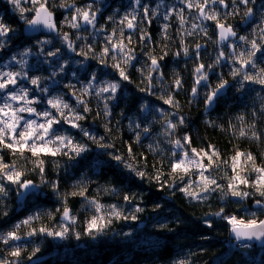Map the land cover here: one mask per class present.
I'll return each mask as SVG.
<instances>
[{"label": "trees", "instance_id": "16d2710c", "mask_svg": "<svg viewBox=\"0 0 264 264\" xmlns=\"http://www.w3.org/2000/svg\"><path fill=\"white\" fill-rule=\"evenodd\" d=\"M54 1L51 10L55 14L60 34L55 36L39 34L24 37L21 32L24 21L20 22L8 8L0 5L3 22L15 29L14 33L9 34L11 39L6 38L0 54L5 57L12 51L20 52L24 48H32L31 41L42 36L51 38L52 48H56L54 51L59 50L61 56L65 57L71 49L67 42L60 39L67 33L75 48V51H71L76 63L83 64L85 70L96 77L120 83L116 99L108 101L110 116L104 114V101L91 94L83 96L91 111L83 113L86 118L79 122L98 140L103 137L100 143L111 147L101 148L96 142L83 136L78 129L69 128V134L79 143L87 145L88 151L74 160L65 156L43 157L44 183L39 170H32V163L14 157L7 149L0 152L5 162L11 163L15 160L18 167L25 170L22 179L31 180L35 185L27 191L16 185H9L7 197L0 199V234H6L13 230L14 225L37 213L39 219L32 221L31 228L45 227L52 231H59L62 225H69L68 221L62 220L64 207L70 208L71 215L75 217V223L70 224L64 238L40 233L27 237L25 234L31 228L21 226L17 230L21 240L10 241L7 245L0 242V259L17 261L18 264H27L35 257L45 258L36 264H264V248L255 245L251 248L245 246L240 250L233 246L227 247L226 243L231 239V225L227 220L214 215L223 208L222 215H236L247 220L251 218L249 213L255 212L256 218L261 220L264 217V212H258L257 207L253 206L255 200L261 199L259 195L250 196L243 201L230 193L224 195L228 180L233 175L230 168L231 157L237 150L250 152L255 157V164L264 166V86L244 82L241 88L238 82L240 77L233 78L232 69L239 65L233 64L227 58L231 55L226 46L217 47L215 22L197 19L198 13L194 9L189 11L185 8L183 14L186 23L181 29L176 15H172L168 21L163 19V14L169 9L178 12L185 7L181 0H141L142 4L147 3L153 9L157 5L161 6L158 9L159 14L151 18V23L143 19L142 9H137V20L134 21L138 25L137 29L133 32L124 29V43L134 50L136 60L126 67L129 80L121 81L118 72L111 67L114 63L111 56L114 53L110 52L105 57L107 64L100 62V56L103 48L107 46L106 37L112 35L114 29L116 35L113 40L120 39V28L123 26L119 21L126 13L133 12L134 0H110L105 5L88 0ZM227 2L230 4L229 9H218L221 13L220 22L230 24L238 31L237 40L239 36H247L249 40L256 39L260 43V33L253 29L264 19V11L261 10L264 0H257L254 5H249L254 8L256 15L246 27L240 25L245 6H240L238 15L227 16L225 19V12L232 10L230 0ZM62 3L74 4L76 7L92 4L93 10L97 11L96 28L91 29L89 25L77 30L70 28L67 23L60 25L62 19H71L74 14V9L60 11L61 9L55 8ZM27 16L30 17L31 13ZM109 16L114 19L109 21ZM165 23L170 25L166 38L162 34ZM193 23L203 25L207 29V35L199 29L188 35L187 32L192 31ZM101 28L103 31H100ZM142 33L150 35L151 40H142ZM129 35L132 39L130 44L127 40ZM182 41L183 46L188 48L187 57L182 52ZM197 44L202 45L198 59L194 58ZM235 45L236 52L247 51L250 47L239 40ZM220 51L225 52L226 61L216 64ZM165 52L167 55L160 61L163 80L158 73H152V94L141 91L148 86L146 78L149 74V56L159 59ZM177 52H181V55L176 56ZM80 53H86L87 58ZM116 55L119 60V55ZM263 55L264 52L257 53V69L249 67L246 71L255 72L264 68ZM198 64H204L205 70L210 73V87L209 84L208 87L203 84L198 86L197 95L193 96L194 69ZM208 65H213L211 70H208ZM40 69L41 67L38 68ZM177 77L182 81L183 86L180 89H176L173 84ZM221 80L231 82V86L209 109L205 105L206 94ZM61 88L66 92L65 99L69 104L82 112V106L76 104V97L82 96L81 91L74 87L72 90L69 87ZM68 93L76 95L72 98ZM169 94L178 102V108L165 104L160 99H166ZM142 104H147L152 109L147 116L141 111ZM157 109H162L166 115L156 111ZM240 116H243V121L237 119ZM181 117L184 123L178 125L174 136H165V121L171 119L176 123ZM130 121L139 123L141 128L133 130L129 127ZM251 124L255 128L246 127L248 136L241 137L239 129ZM145 126L150 129L147 134L141 131ZM252 131L260 139L252 138ZM136 132H140L139 143L135 140ZM185 135L191 137V147L197 151L208 150L209 145L217 150L219 155L214 156L213 160L219 167L212 168L211 175L223 186V191L218 189L203 194L207 196L206 199H193L180 190L190 180L199 179L195 169L188 175L172 174L171 171L170 164L176 157L171 154L173 148L169 140ZM150 144L157 150L150 151ZM129 146L132 148L131 155L128 152ZM112 155L121 156L124 163L113 160ZM25 157L31 158V153L25 152ZM204 163H208L206 159ZM125 164H131L138 171L144 172V177L137 176ZM157 176L159 180L156 179ZM53 183L58 185L55 191ZM241 189L252 191L243 185ZM81 190H85V196L89 199H95L104 205L105 213L110 210L108 206L115 205L122 216L111 218V223L102 233L94 232L90 235L86 229L90 218L96 215L95 209L89 206L84 197L71 195ZM190 191L201 192V189L193 184ZM126 195L131 198L130 201L124 200ZM136 208L142 211H136ZM5 211L7 216L3 214ZM133 215L136 216L135 220L131 218ZM15 247L21 249L19 257L10 255ZM37 248L39 251L32 255Z\"/></svg>", "mask_w": 264, "mask_h": 264}, {"label": "snow or ice", "instance_id": "6c2138e0", "mask_svg": "<svg viewBox=\"0 0 264 264\" xmlns=\"http://www.w3.org/2000/svg\"><path fill=\"white\" fill-rule=\"evenodd\" d=\"M184 4V8H181L178 12L175 9H169L166 13L163 14V19L168 21L172 15H176L179 20V24L181 29L186 23V18L184 16L185 8L189 11L195 10L198 15L197 19H201L204 21H214L215 26L219 33L220 41H227L230 37H237L236 31L233 29V26L226 23L220 22V11L219 8L229 9L230 4L227 0H181ZM257 0H230L231 3V11L225 12V19L227 16H235L240 12V6H245V11L243 12L244 17L247 20H253L256 15L254 8L249 6L250 4L254 5ZM8 3L13 5L15 9H18L20 12V18L24 21L26 25L29 26L30 30L39 31L41 28L49 31V32H57L58 29L57 24L54 19V13L51 10L52 0H23V3L31 5L30 7H22V0H8ZM135 8L133 12L126 13L119 21V24L123 27L120 28V39L118 41H114L113 37L116 35V30L114 29L112 35L106 37L107 46H105L102 50L100 56V62L103 64H107L105 57L109 55L110 52L114 53L111 56V59L114 63L111 65L113 69H115L121 81L129 80V76L126 72V67L132 65V61L136 60V56L134 55V50L128 48L127 44L124 43V29L127 28L129 30L137 29V23L134 21L137 20L136 11L137 9H142L143 19L148 20L151 23V18L157 16L158 9L161 5H157L155 9L150 8L147 3H141V0H134ZM60 7L74 9V14L71 16V19L66 18L65 23L68 24L73 29H81L82 26H92V28H96L97 21V11L93 10L92 4H87L84 7H76L74 4H61ZM261 10L264 11V2L261 3ZM25 13H31V16L25 15ZM114 18L112 16L108 17L109 21H112ZM169 24L165 23L162 26V34L167 37V30L169 28ZM196 29H199L205 35H207V29L201 24H192V31L187 32L188 35H192ZM259 31L260 43L257 42L256 39L249 40L247 36H239L238 40L242 41L250 47L247 51H239L236 52V45L233 44V51L230 57H227L232 61L233 64H238V67H234L232 69L231 75L235 79L236 77H240L238 81L243 87L244 82L256 83L264 86V68H259L255 72L246 71L247 68L251 67L252 69H257L256 57L257 53L264 52V19L261 20L260 24L253 29L254 32ZM103 31V28L100 29ZM15 29L11 28L8 24L3 22V19L0 18V48H3L6 43V39H11L9 36L10 33H14ZM80 37L78 36L77 39ZM63 41L67 42L68 48L72 51H75L73 43L70 41L67 33H64L62 36ZM141 39L151 40V36L147 33H142ZM128 43L132 42L131 35L127 37ZM39 43L47 44L50 41H40ZM182 43V52L184 56H188V48L183 46ZM202 45L197 44L195 46V57L199 58L200 49ZM30 50H26L22 55H28ZM59 50L57 51H49L47 55L49 56H57ZM81 55H85L86 53H80ZM119 55V60H117V55ZM167 55L165 52L163 55L157 59L155 56H149L150 64L148 65V86L146 88L141 89V91L148 92L152 94V73H158L161 80H163V72L161 70V63L164 57ZM176 56L181 55V52L175 53ZM225 52L220 51L216 57V64H219L222 59H225ZM12 59H15L13 57ZM26 63L22 61L21 64ZM208 70H211L213 65H208ZM63 70V69H61ZM142 71V70H141ZM143 74V72H142ZM195 81L194 86L192 88V95H197L198 86L202 83L207 85L209 80L208 72L205 70L204 64H198L194 69ZM21 77V72H0V93H5L4 102L0 103V152L4 149H7L14 157H18L20 159H24L26 162H30L33 165L32 170L38 169L42 176V183L46 182L43 179V174L45 172L44 164L45 160L43 157L45 156H65L69 159L74 160L76 157L81 156L83 153L88 151V147L85 144H81L75 140V138L70 134H61L59 129L55 126H59L61 124H66L70 128L78 129L79 132L83 134V136L87 137L89 140L96 142L101 148H109L111 145L100 143L103 140V137H100L99 140L96 136L91 134L89 131L84 129L80 121L84 120L86 117L83 113H88L91 109L87 106V101L83 98V96L94 94L97 98L104 101V114L106 116L111 115V110L109 108L108 101L116 99V93L120 87L119 81L116 82H106L103 86L97 88L96 86V76L92 75L89 83L82 88L80 91L82 96L76 97V104L82 106V112L77 111L76 108H73L69 103L65 102L61 97H53L46 100L47 105L49 106L47 109L43 111H38L37 108L33 105H36L41 102V98L37 96H33L31 99L29 98V90L27 88H18L17 89V78ZM23 78L29 79L27 74L24 73ZM30 83L36 88L33 91H39L41 93H47L48 88L40 87V78H30ZM174 87L176 89H180L182 85V81L179 77H177L173 81ZM228 85V81L221 80L219 84L211 91L206 94L205 100L206 104L211 107L216 101L217 97L220 95L221 91L224 90ZM108 95L105 96L104 94ZM75 96L76 94L73 93ZM163 99L165 104H168L173 107H179L178 102H176L171 94L165 99L164 97H160ZM15 102V105L14 103ZM52 109L55 111L53 112ZM141 111L147 116V114L152 111L147 104L141 105ZM156 111L163 113L162 109H157ZM27 114L29 117H35L26 119L25 115ZM238 120L243 121V116L237 118ZM184 119L181 117L178 122L173 123L171 119L165 121V127L163 134L167 137H172L175 134V130L178 125H183ZM130 128L140 129L141 126L139 123L134 121H130ZM255 128L254 124L242 126L239 129V135L241 137L248 136V132L245 128ZM144 134L149 133V127L145 126L141 129ZM251 136L254 139H260V136L255 132H251ZM141 136L140 132L135 133V140L137 143L140 142ZM169 143L172 144V156L176 157L171 164L172 174L182 173L183 175H188L193 169L196 170V174L199 179L196 181H189L185 188H181L180 190L185 192L186 195L192 197L193 199H206L207 196L203 194L215 192L218 189L223 191V186L217 183L216 179L211 175V169L214 167H219L213 160L214 156H218L219 153L217 150L209 145L208 150L201 149L197 151L196 148L191 147V137L188 135L183 136L178 139H170ZM150 151H156L157 149L153 145H148ZM25 152L31 153V158L25 157ZM129 155L132 153V148L129 146L128 148ZM112 159L117 162L124 163L123 158L119 155H112ZM207 160V164L204 163V160ZM130 171L135 172L137 176L141 178L144 177L145 173L138 171L131 164H125ZM231 171L233 175L229 178L227 184V192L224 193L227 196L229 193L231 196L238 198L239 201H243L250 196L259 195L261 199L255 200V205L264 210V166H257L255 164V157L249 152H241L239 150L236 151L235 155L231 157L230 164ZM207 173V175H206ZM243 173V174H242ZM25 175V170H22L18 167L17 162L14 160L11 163H7L4 160V157L0 155V199L7 197L9 185H16L19 189H23L25 191L30 190L35 187L31 180L22 179ZM183 175L180 176L181 180L183 179ZM159 180V176L156 177ZM193 184L196 187L201 189V192H193L190 191ZM241 185L244 188H251L252 191L242 190ZM53 190H57L58 185L53 183ZM71 195H80L88 201L90 207L95 209L96 215L92 216L87 224V232L91 235L94 232L99 234L104 231V228L107 227L109 223H111V218L113 217H121L122 213L115 206L111 205L109 207V211L105 213V206L100 204L95 199H89L85 196V190H81L79 192H73ZM129 196H125V201H130ZM65 199V203H66ZM59 211V210H58ZM136 211H142L140 208H136ZM224 209L221 208L219 212L214 213V215L221 217L222 219L227 220L229 225H231V232L235 235L237 240L247 239L251 240L253 238L260 240L264 238V220H260L256 218V213H249V219L245 220L243 217H237L236 215H222ZM7 216V212L3 213ZM107 217V219H106ZM127 219V217H124ZM133 220L136 219V216L133 215L131 217ZM39 219V214H35L27 217L26 219L20 221L16 225H14L13 230L8 231L6 234H0V242L4 244H9L10 241H19L22 239L20 235L17 234V230L21 228V226H28L31 228L32 221ZM62 220L68 221L69 225H62L61 230L52 231L45 227H40L39 229L31 228L25 235L27 237H31L36 235L37 233L46 234L47 236H56L60 238H64L69 231V226L71 223H75V217L71 215V209L68 207L63 208L62 212ZM209 227L211 225L209 224ZM77 238L79 235L77 234ZM39 251V248L35 249L32 255H35L36 252ZM10 255L12 257H19L21 255V249L19 247H15ZM31 259V256L29 257ZM0 264H18L17 261H5L0 259ZM183 264V262H181Z\"/></svg>", "mask_w": 264, "mask_h": 264}, {"label": "rangeland", "instance_id": "374dc122", "mask_svg": "<svg viewBox=\"0 0 264 264\" xmlns=\"http://www.w3.org/2000/svg\"><path fill=\"white\" fill-rule=\"evenodd\" d=\"M53 2L55 1L52 0V3ZM0 5L5 6V8H8V10L12 14H15V17L17 20H19L20 22H23V20L20 18L19 10L15 9L13 5L8 3V0H0ZM60 5L56 6L55 8H57V10L61 9L60 11H66L68 9V8L60 7ZM30 6L31 5L29 4L23 3V0H22V7L27 8ZM100 8L101 7H99V9ZM27 14L28 13H25V15ZM0 18H2L1 10H0ZM64 23H65V20L62 19L60 21V25H63ZM40 41H50V43L43 44V43H39ZM60 41H63L62 36H61ZM237 41L238 40L236 39L233 42V44H235ZM30 44L32 45V48L27 47V48H24V50L20 52L12 51L5 57H2V55L0 54V72H6V71L21 72V77L17 78L18 83L16 87L17 89L21 87L27 88L29 90L30 99L34 95L41 98L40 103L33 105L37 108L38 111H43L49 107L46 103V100L49 98L61 97L65 102L69 103V101L65 99L66 92L61 87H69L70 88L69 90H72V88L74 87L75 89L77 88L76 90L80 91L91 80L93 73L87 72L83 64L76 63V61H74L73 59L74 53L71 50H68V54L65 57L61 56L60 52H58L57 56L55 57L47 55L49 51H54L56 49V48H52L53 44H52L51 38L39 37V38L33 39ZM26 50H30L28 55H22V53H24ZM13 57H15V59H12ZM262 60L264 61V55L262 57ZM22 61L26 62L23 64V66L21 64ZM221 61L223 62V59ZM39 67H41L40 70H38ZM43 68H45V71L43 70ZM24 73L27 74V77L29 79L23 78ZM209 75L210 73L208 72V76ZM35 77L40 78L41 88H45V87L48 88L47 93L33 91L36 88V86L30 83V78H35ZM106 82H109V81H107L104 78L102 79V78L96 77L95 83H96L97 88L100 86H103ZM208 84H209V81L207 82V85L203 84V86L208 87ZM209 87H210V84H209ZM5 95H6L5 93H0V103L4 102ZM67 95L73 98V94L71 95L68 93ZM13 103L15 105V102ZM205 105L207 108L209 109L211 108L206 103ZM52 111L54 112L55 110L52 109ZM23 115H25L26 119L35 118V117H29L26 113ZM55 127L59 129L61 134H69L68 129L70 127L68 125L61 124ZM257 209L259 210L258 212H264V210H261L258 207ZM248 244L250 243L246 242L244 246L251 247Z\"/></svg>", "mask_w": 264, "mask_h": 264}, {"label": "water", "instance_id": "95a60500", "mask_svg": "<svg viewBox=\"0 0 264 264\" xmlns=\"http://www.w3.org/2000/svg\"><path fill=\"white\" fill-rule=\"evenodd\" d=\"M89 2H92V3H98L99 1L101 0H88ZM54 19H55V14H54ZM252 20H247L245 17L243 18V20L241 21V27H246ZM56 22V21H55ZM127 31H134V30H129L127 29ZM215 31H216V45L217 47H221V46H227L228 48V52H229V55L232 54V47H230L231 45H233V41L237 38V37H230L227 41H223L221 42L220 41V38H219V33H218V30L217 28L215 27ZM236 31V30H235ZM21 32H22V35L24 37H32V36H37L39 34H44V35H56L57 32H49L43 28H41L39 31H33V30H30L29 26L26 25L25 23L22 25L21 27ZM237 33V36H238V31H236ZM226 59H223V62H225ZM231 86V82L228 81V85L227 87L221 91L220 95L217 97H221ZM206 103V101H205ZM254 207H257L254 203L253 205ZM261 220H264V217L261 219ZM231 229V228H230ZM230 238L233 240V244L236 245L238 243H241V242H244V241H250V242H253L257 247H264V238H261L260 240H257L255 238L251 239V240H247V239H240V240H237L235 238V235L231 232L230 230ZM45 258L43 257H35V258H32L27 264H36L37 262H41L43 261Z\"/></svg>", "mask_w": 264, "mask_h": 264}, {"label": "built area", "instance_id": "2783aa9c", "mask_svg": "<svg viewBox=\"0 0 264 264\" xmlns=\"http://www.w3.org/2000/svg\"><path fill=\"white\" fill-rule=\"evenodd\" d=\"M249 243V242H248ZM246 244V242H244V243H241V244H239V247H238V245H237V250H239L242 246H244ZM248 245H250V246H252V244L250 243V244H248ZM226 246L227 247H230L231 246V241H228L227 243H226Z\"/></svg>", "mask_w": 264, "mask_h": 264}, {"label": "flooded vegetation", "instance_id": "af4514ba", "mask_svg": "<svg viewBox=\"0 0 264 264\" xmlns=\"http://www.w3.org/2000/svg\"><path fill=\"white\" fill-rule=\"evenodd\" d=\"M100 2H102L104 5L105 4H107L108 2H110V0H102V1H100ZM42 37V36H41Z\"/></svg>", "mask_w": 264, "mask_h": 264}]
</instances>
